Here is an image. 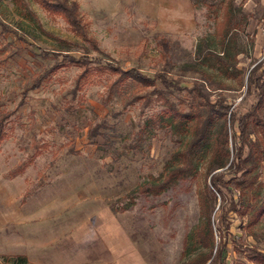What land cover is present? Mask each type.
<instances>
[{
	"label": "rangeland",
	"instance_id": "374dc122",
	"mask_svg": "<svg viewBox=\"0 0 264 264\" xmlns=\"http://www.w3.org/2000/svg\"><path fill=\"white\" fill-rule=\"evenodd\" d=\"M22 1L24 12L15 0H0V119L11 114L0 142V263L21 264L24 256L30 264H187L209 253L195 236L198 192L212 189L205 172L209 142L191 147L188 123L162 116V102L126 105L136 88L130 81L110 95L112 73L92 70L77 90L82 70L64 56L189 82L198 75L183 67L198 62L245 113L256 101L247 93V75L264 65V0H68L79 5L85 36L36 1ZM228 5L229 46L241 76L225 77L213 57L206 59L210 47L219 50L212 44L217 17ZM159 38L172 45L169 58ZM57 62L63 67L30 90ZM178 96L168 95L175 102ZM150 119L142 145L130 150L127 143ZM98 124L105 136H91ZM257 173L264 181V161ZM220 207L218 197L216 227ZM230 220L234 237L264 251V221L250 236ZM228 242L227 264L246 261V252Z\"/></svg>",
	"mask_w": 264,
	"mask_h": 264
},
{
	"label": "trees",
	"instance_id": "16d2710c",
	"mask_svg": "<svg viewBox=\"0 0 264 264\" xmlns=\"http://www.w3.org/2000/svg\"><path fill=\"white\" fill-rule=\"evenodd\" d=\"M34 1L49 13L63 17L75 32L85 36L77 15L79 5L76 1ZM15 2L21 12H24L23 1L15 0ZM229 6L222 17H217V21L220 20L216 28L217 43L214 41L212 44L220 46L219 50L210 47L206 54V59L209 57L215 59L217 70L225 77L242 75L241 71L236 69L238 53L233 52L229 46L232 23V12ZM24 15L31 18L30 14L24 13ZM158 45L162 48L163 55L169 58L173 50L169 40L159 38ZM203 51L201 44L198 52L203 53ZM49 53L43 50L41 55L48 57ZM64 60L68 64L77 65L82 70L77 79V90L82 88L83 80L90 76L92 70L112 73L117 75V79L109 87L110 95L119 86L130 81L131 84L136 85V88L128 94L131 99L126 105L143 101L144 107H149L153 103L162 102L164 105L161 110L162 116H170L188 123L191 147L209 142L210 157L205 165V172L212 189L206 187L198 192L201 218L195 236L198 242L210 251L196 255L187 264H227L225 252L228 249V238H231L235 252L238 254L246 252V261H235L232 264H264V251L234 237L230 220L232 215L234 220L240 221L250 236H256V229L264 221V181L259 179L257 173L264 161V65L257 64L247 75V93L254 94L256 101L247 112L242 113L239 106L230 103L229 98L223 94L228 90L227 85L217 79L216 73L200 68L202 64L198 62L189 63L183 67L184 71L198 75L193 76L189 82L183 78H171L165 72H156L151 76L137 68L125 69L117 63L108 62L102 65V59L89 56L78 59L65 55ZM93 64L98 66L94 67ZM62 67V63L57 62L39 74L30 90L39 88ZM148 89L151 90L140 94ZM214 92L220 94L214 96ZM27 94L26 91L25 96ZM178 94L180 95L178 102L168 97V95ZM10 115L6 114L0 119V142L3 140L6 121ZM152 124L154 119L143 124L133 142L127 143L126 146L130 150L138 149ZM102 128V124L93 127L91 136L100 134L105 136L100 131ZM218 197L221 198V214L216 227L213 214L216 211ZM17 259L21 264H30L24 256Z\"/></svg>",
	"mask_w": 264,
	"mask_h": 264
}]
</instances>
